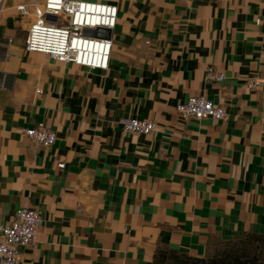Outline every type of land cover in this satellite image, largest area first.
I'll use <instances>...</instances> for the list:
<instances>
[{
  "label": "crops",
  "instance_id": "crops-1",
  "mask_svg": "<svg viewBox=\"0 0 264 264\" xmlns=\"http://www.w3.org/2000/svg\"><path fill=\"white\" fill-rule=\"evenodd\" d=\"M100 1L118 7L106 70L26 52L29 20L3 1L0 224L41 218L16 264H164L264 233V84L249 86L264 78V0ZM210 65L224 80L205 81ZM195 95L226 116L182 119ZM125 116L156 128L127 132ZM37 122L53 145L23 134Z\"/></svg>",
  "mask_w": 264,
  "mask_h": 264
},
{
  "label": "built area",
  "instance_id": "built-area-1",
  "mask_svg": "<svg viewBox=\"0 0 264 264\" xmlns=\"http://www.w3.org/2000/svg\"><path fill=\"white\" fill-rule=\"evenodd\" d=\"M3 1L0 0V11ZM13 8L20 18L29 20L24 41L26 52L42 53L55 61L89 69L108 68L117 4L100 0H15ZM2 55L6 58L8 53ZM224 78V73L212 65L205 70L207 83L221 82ZM257 84H264V78H254L249 86ZM176 112L184 120H221L226 116L224 106L203 95L189 96L177 104ZM118 123L123 130L135 134H149L156 128L154 121L136 117L125 116ZM22 132L43 147L53 145L56 140V132L44 122L23 128ZM58 166L63 167L64 163ZM40 219L35 209L18 208L11 221L0 224V264H16L20 250L35 245Z\"/></svg>",
  "mask_w": 264,
  "mask_h": 264
},
{
  "label": "rangeland",
  "instance_id": "rangeland-1",
  "mask_svg": "<svg viewBox=\"0 0 264 264\" xmlns=\"http://www.w3.org/2000/svg\"><path fill=\"white\" fill-rule=\"evenodd\" d=\"M164 264H264V233L247 232L214 244L202 258L163 253Z\"/></svg>",
  "mask_w": 264,
  "mask_h": 264
}]
</instances>
